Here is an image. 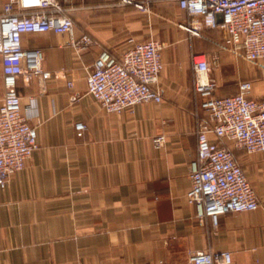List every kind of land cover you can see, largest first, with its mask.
Returning <instances> with one entry per match:
<instances>
[{
  "label": "crops",
  "instance_id": "0c3cea01",
  "mask_svg": "<svg viewBox=\"0 0 264 264\" xmlns=\"http://www.w3.org/2000/svg\"><path fill=\"white\" fill-rule=\"evenodd\" d=\"M150 8L72 0L73 39L86 33L93 40L80 55L67 34L22 36L23 48L41 50L42 68L52 76L42 86L18 80L21 104L36 101L31 124L38 148L0 189V264H189V254L202 250L228 251L230 264H264V154L225 143L256 193V211L222 215L214 227L198 222L186 196L196 158L195 116L203 115L190 54L217 55L211 66L216 96L234 95L238 82L250 79L238 59L221 68L222 51L161 22L160 13L186 18L175 4ZM130 38L165 43L156 84L162 102L109 114L86 93V74L103 52L120 58ZM263 96L264 77L251 91L252 98ZM78 122L86 126L81 137ZM160 134L165 144L155 148Z\"/></svg>",
  "mask_w": 264,
  "mask_h": 264
},
{
  "label": "built area",
  "instance_id": "2783aa9c",
  "mask_svg": "<svg viewBox=\"0 0 264 264\" xmlns=\"http://www.w3.org/2000/svg\"><path fill=\"white\" fill-rule=\"evenodd\" d=\"M122 5L152 13L150 4L173 3L186 18L177 27L189 37L202 38L206 30L222 33L212 43L219 51L251 62H264V0H117ZM72 0H6L0 12V65L3 96L0 101V189L9 178L25 167L38 148L37 133L31 120L37 116L36 101L25 105L17 91V82L43 84L52 74L42 68L40 49H25L24 34L53 32L67 34L68 44L78 55L92 44L84 33L73 39L70 16ZM221 16V22L218 21ZM130 46L120 58L103 52L86 74V93L109 114L134 112L139 104H160L156 89L163 70L165 43L150 38L128 40ZM217 55L190 54L194 71V91L202 99L203 115L196 114V158L189 168L190 189L186 196L194 203L199 223L218 225L229 213L256 211L260 207L256 193L244 170L235 159L233 143L248 155L264 154V96L252 98L253 82L239 81L231 96H216L217 83L212 77V62ZM68 88L73 87L67 81ZM42 86V85H41ZM74 129L81 137L86 126L78 122ZM163 134L153 137V146L165 144ZM264 164V161H263ZM228 251L202 250L189 254V264H230Z\"/></svg>",
  "mask_w": 264,
  "mask_h": 264
},
{
  "label": "rangeland",
  "instance_id": "374dc122",
  "mask_svg": "<svg viewBox=\"0 0 264 264\" xmlns=\"http://www.w3.org/2000/svg\"><path fill=\"white\" fill-rule=\"evenodd\" d=\"M152 4H150L151 6ZM151 9V8H150ZM152 11V10H151ZM153 12V11H152ZM160 17V21L163 23H167V24H174L175 26H177V23L182 22L184 20H169L167 18L164 17V14H161ZM180 29V28H179ZM185 32V31H184ZM187 33V32H186ZM188 34V33H187ZM204 37L208 38L210 41H207V39H202V38H198L199 40H201L202 42H206V44H211L212 46H215L212 42L213 41H219L222 38V33L218 32V31H214V30H206L204 33ZM196 38V37H193ZM216 47V46H215ZM222 55L223 58L220 59L221 60V68H223L224 66H227V64L230 62L231 59H238L240 66L242 65V69L244 70V72H246V75L244 74V77L247 76L244 79H250L249 81L253 82V85L255 84V82H257L259 79H262L264 77V62H247L245 60H242L240 58L235 57L234 55L228 53V52H224L222 51ZM228 67V66H227ZM0 70H1V74L3 71V67L2 65H0ZM242 71V70H241ZM230 72V70H229ZM242 79V77H241ZM3 96V88L1 87L0 84V98H2Z\"/></svg>",
  "mask_w": 264,
  "mask_h": 264
},
{
  "label": "water",
  "instance_id": "95a60500",
  "mask_svg": "<svg viewBox=\"0 0 264 264\" xmlns=\"http://www.w3.org/2000/svg\"><path fill=\"white\" fill-rule=\"evenodd\" d=\"M218 21L221 22V16H218Z\"/></svg>",
  "mask_w": 264,
  "mask_h": 264
},
{
  "label": "trees",
  "instance_id": "16d2710c",
  "mask_svg": "<svg viewBox=\"0 0 264 264\" xmlns=\"http://www.w3.org/2000/svg\"><path fill=\"white\" fill-rule=\"evenodd\" d=\"M211 45V44H210ZM215 47V46H214ZM217 50H218V48L217 47H215ZM17 84H18V82H17Z\"/></svg>",
  "mask_w": 264,
  "mask_h": 264
}]
</instances>
